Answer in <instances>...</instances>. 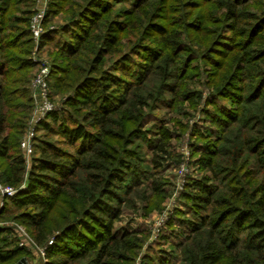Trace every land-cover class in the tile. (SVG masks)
Listing matches in <instances>:
<instances>
[{
    "label": "trees",
    "instance_id": "obj_1",
    "mask_svg": "<svg viewBox=\"0 0 264 264\" xmlns=\"http://www.w3.org/2000/svg\"><path fill=\"white\" fill-rule=\"evenodd\" d=\"M81 1L53 0L48 10L47 19L68 11V24L49 30L43 43L57 38L62 63L50 67L49 86L53 80L57 93L70 96L38 126L46 133L34 138L37 153L25 173L18 141L33 109L32 65L21 57L29 30L19 24L27 27L28 18L11 16L13 0H0V176L16 189L26 181L27 190L6 202L23 209L36 243L54 234L46 264H117L110 257L128 250L131 238L115 231L120 206L144 177H153L128 145L158 104L194 107L202 95L192 88L195 78L209 88L204 114L211 126L193 131L201 141L194 143L195 160L205 174L191 178L183 195L197 218L183 219L178 210L172 220L190 231L179 246L181 264H264V0H176L172 10L164 4L158 9L164 15L153 17L163 23L145 25L150 47L130 27L133 19L118 20L111 3L93 11L100 0ZM121 2L136 16L146 4L157 3L156 10L160 0ZM127 36L132 45L121 53ZM131 49L149 57L133 61ZM52 133L63 140L51 141ZM173 137L161 130L155 175ZM153 182L156 192L159 181ZM6 232L0 228V264H15L25 251ZM159 253L167 264L166 251Z\"/></svg>",
    "mask_w": 264,
    "mask_h": 264
},
{
    "label": "rangeland",
    "instance_id": "obj_2",
    "mask_svg": "<svg viewBox=\"0 0 264 264\" xmlns=\"http://www.w3.org/2000/svg\"><path fill=\"white\" fill-rule=\"evenodd\" d=\"M47 1V5H45V18L43 21V35L39 41L34 39L31 27L38 12L44 9L43 1L13 0V10L10 12L11 16L18 17L22 19V21L28 18L27 27L24 24H19V27L29 30V35L26 38L28 39V44L23 47V49L27 50V55L21 57H25V59L29 61V64L32 65V69L30 70V92L33 100V107L35 105V100L33 98L34 92L32 83L38 70L44 66L51 67L53 64L61 65L62 63V60L57 53L59 50L57 38H54L55 40L45 44L43 43L44 35L49 30L62 29L64 25L68 24L67 10L65 12H59L54 17L51 16V18L48 17L49 19H47L48 10L53 0ZM76 1L83 4L81 0ZM168 1L170 0H160L156 10H153L157 4L156 2H154V4L156 3L155 5L152 4L153 6H147L149 4H146V6H143L146 8L143 9V7H140L137 10L139 11L140 9H143L140 10L143 12H136V16H133L134 14L129 15L128 13L132 5L122 3L121 0H116V2H114V0H100L93 8V11L101 9L104 3H111L114 6V11L118 13V20L126 22L133 19L134 22L131 23L130 27L139 28V36L145 39L143 44L150 47L153 44L146 40L147 37L145 33L148 28L145 25L154 23L153 21L163 23V20H154L153 17L154 15H164L163 11H158V9L163 7L164 4L167 6L165 8L166 10L168 8L172 10V5H174L176 0H171L170 4H167ZM67 9L71 11L70 7ZM90 13L91 11L88 15ZM169 15H172L171 12L167 13V16ZM85 17L86 13L85 15L83 13V15L79 16L78 19L79 21H83ZM81 25L82 28H85L83 23ZM79 27L81 26H76V28ZM177 27L178 26H176V29ZM182 30L184 29L182 28ZM53 36L61 38V34H58L57 36L54 34ZM129 39L130 36H127L125 42L123 43L124 45L122 46L121 53L129 51V47L132 45L131 42L129 43ZM133 40H135V38L131 39V41ZM15 51L17 52L18 50ZM132 51H135V49L130 50V56L133 58V61L144 62L147 60L146 57H149V53L146 50H136L137 52H134L136 54H132ZM16 52L13 53L16 54ZM118 55L120 54H116L112 57V59L117 58ZM111 63L112 62L110 61L108 64L110 65ZM109 69L111 68L109 67ZM118 73H120V71ZM53 85V80H51V87L49 86V96L55 105V111H60L63 108L66 99L70 95L67 93H57L55 89H53ZM192 88L202 94L201 98L198 99V103L194 107L191 106L190 103L185 102H182L180 108L177 109L170 107L168 103L158 104L153 110H149L150 114L147 117V121L141 134L134 137L131 144L128 145V148L134 150L137 157L141 159L142 165L151 170L150 175H153V177H144L143 184L138 188V192L135 196L129 200H124L120 206L121 214L115 222V231L119 233L120 237L124 234V232H126L129 236H131V238L126 241L128 243V250L120 247V249L116 250L114 256L110 257V261H115L117 264H161L159 260L161 254L159 251H166L164 254L169 257L166 259L168 261L167 264H181L179 246L185 240V236L190 234V231L185 225H181L176 222L175 218L174 221L172 220L178 210L182 211V217H184L183 219L193 220L197 218L195 217L191 204L183 198V195L191 178H201L205 174L195 160L197 153H195L194 143H201V141L197 138V135L193 134V131L198 129L199 126L201 127V125L211 126L208 122H205L206 116L204 114L205 104L207 98L209 97V88L204 85L203 78H199V80L196 78L193 79ZM72 96L73 93L71 94V97ZM167 97L170 98L168 95ZM40 123L35 128L34 138L40 137L43 133H46L44 130L38 128ZM182 124L184 125V129H181ZM27 129L28 127H26L24 134L18 141L19 151L25 162V173H28L30 170L33 156L37 153L35 152L33 145L32 156L26 158L24 150L21 148V141L25 136ZM162 129H170L174 132V137L171 140L170 157L164 156L162 159V168L158 170V173L155 175V171L152 169L153 165H151V161L155 158V149L159 144L160 132ZM181 130H183V132ZM50 136L51 141L63 140V138L53 133L50 134ZM61 146L63 147V145ZM155 178L159 181L158 184H156V188L158 189L156 192L152 190L154 183L153 180H155ZM24 183H26V181ZM142 189L145 193L139 192ZM119 192L122 196L123 192L121 190ZM141 196L143 199H141ZM7 199L8 198L5 200L3 199V205L0 207V228L7 230V232L3 235H7L8 239L12 240L14 246L17 245L18 247H22L25 251L15 264L22 260H24L25 264H41L42 261H47V257L43 258L41 256L39 248H36L33 244H30L22 237L23 231L34 242H36L35 238L31 234L32 229L30 225L28 222H24L25 219L21 217L23 209H19L10 202H6ZM5 205H8L6 210H4ZM3 210L4 212L2 213ZM163 217H166V219L163 220L164 222H161ZM52 236L49 240L52 239ZM23 239H25L26 242L24 243L25 245L21 246L20 244ZM133 251L137 253L134 260H126L127 257H132ZM121 258H124L125 260Z\"/></svg>",
    "mask_w": 264,
    "mask_h": 264
},
{
    "label": "built area",
    "instance_id": "obj_3",
    "mask_svg": "<svg viewBox=\"0 0 264 264\" xmlns=\"http://www.w3.org/2000/svg\"><path fill=\"white\" fill-rule=\"evenodd\" d=\"M44 4V9L38 12L36 17L34 18L32 22L31 32L33 34V37L36 41H39L41 36L43 35V21L45 18V11L47 5V0H42ZM49 76H50V67L44 66L41 67L37 74L35 75L33 79V98L35 100V105L32 110L31 117L29 119V123L27 124V132L25 133V136L22 138L21 141V148L24 150V155L26 158H29L33 154V140H34V132L36 126L46 118V116L55 111V105L50 99L49 96ZM19 190L26 191L27 186L26 183L21 185L19 189L13 188L11 186H7L4 183H2L0 178V207L3 205V199L11 198L13 197ZM166 217L161 220V222H164ZM23 238H25L30 244H33L36 248H39L41 256L44 258L46 257V250L48 246L53 244L54 238L48 241V243L44 246L39 247L36 242H34L25 232H23ZM23 239L21 242V246L25 245L24 243L26 240ZM37 245V246H36ZM43 247V248H42ZM47 261H42L41 264H46Z\"/></svg>",
    "mask_w": 264,
    "mask_h": 264
},
{
    "label": "water",
    "instance_id": "obj_4",
    "mask_svg": "<svg viewBox=\"0 0 264 264\" xmlns=\"http://www.w3.org/2000/svg\"><path fill=\"white\" fill-rule=\"evenodd\" d=\"M17 264H25L24 260L18 262Z\"/></svg>",
    "mask_w": 264,
    "mask_h": 264
}]
</instances>
